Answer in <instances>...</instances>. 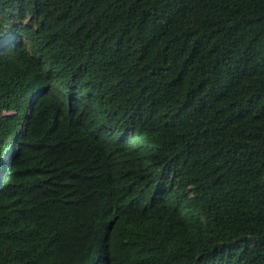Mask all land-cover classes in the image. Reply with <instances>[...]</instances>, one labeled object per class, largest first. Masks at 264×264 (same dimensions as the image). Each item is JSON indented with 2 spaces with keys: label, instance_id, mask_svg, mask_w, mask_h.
<instances>
[{
  "label": "trees",
  "instance_id": "1",
  "mask_svg": "<svg viewBox=\"0 0 264 264\" xmlns=\"http://www.w3.org/2000/svg\"><path fill=\"white\" fill-rule=\"evenodd\" d=\"M0 264H264V0H0Z\"/></svg>",
  "mask_w": 264,
  "mask_h": 264
}]
</instances>
